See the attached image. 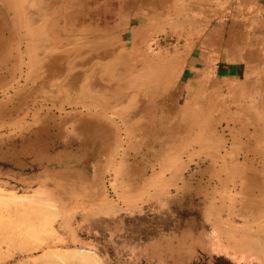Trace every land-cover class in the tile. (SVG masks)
I'll use <instances>...</instances> for the list:
<instances>
[{"label":"rangeland","instance_id":"374dc122","mask_svg":"<svg viewBox=\"0 0 264 264\" xmlns=\"http://www.w3.org/2000/svg\"><path fill=\"white\" fill-rule=\"evenodd\" d=\"M263 56L260 0H0V264H264Z\"/></svg>","mask_w":264,"mask_h":264},{"label":"bare ground","instance_id":"6f19581e","mask_svg":"<svg viewBox=\"0 0 264 264\" xmlns=\"http://www.w3.org/2000/svg\"><path fill=\"white\" fill-rule=\"evenodd\" d=\"M23 1V0H22ZM47 18V17H46ZM27 19V18H26ZM29 20V19H28ZM20 21V20H19ZM18 21V22H19ZM17 27H19V26H17ZM44 30V29H43ZM84 30V29H83ZM45 31V30H44ZM39 32V31H38ZM31 33V32H30ZM41 33H42V29H41ZM18 34V33H17ZM32 34V33H31ZM35 34V33H34ZM36 35H38V34H36ZM33 36V35H32ZM31 36V37H32ZM28 37V36H27ZM34 37H36V36H33V38ZM5 38V37H4ZM46 38H47V36H46ZM27 40V39H26ZM52 40V39H51ZM57 41V40H56ZM8 42V41H7ZM59 42V41H58ZM58 42H56V43H58ZM30 43V42H29ZM28 43V44H29ZM60 43V42H59ZM51 44V43H50ZM21 46V45H20ZM27 46H29V45H27ZM14 47V46H13ZM19 47V46H18ZM20 49V48H19ZM29 50V49H28ZM114 50V49H113ZM231 50V49H230ZM27 51V50H26ZM28 52V51H27ZM33 52V51H32ZM35 52H36V50H35ZM243 52V51H242ZM78 54V53H77ZM106 54V53H105ZM37 55V54H36ZM66 55V54H65ZM241 55V54H240ZM73 56V55H72ZM79 56V55H78ZM107 56V55H106ZM28 57V56H27ZM70 57V56H69ZM244 57V56H243ZM259 57V56H258ZM264 57V56H263ZM32 58V57H31ZM217 58V57H216ZM242 58V57H241ZM248 58V57H247ZM250 58V57H249ZM248 58V59H249ZM260 58V57H259ZM243 59V58H242ZM246 59V58H245ZM35 60V59H34ZM75 60V59H74ZM33 61V60H32ZM242 61V60H241ZM247 61V60H246ZM3 62V61H2ZM31 62V61H30ZM35 63H36V61H34ZM34 63V64H35ZM239 63H240V61H239ZM243 63V62H242ZM75 64V63H74ZM247 64V63H246ZM264 64V63H263ZM39 65V64H38ZM240 65V64H239ZM28 66V65H27ZM72 66V65H71ZM21 67V66H20ZM33 67V66H32ZM59 68V67H58ZM62 68V67H61ZM33 69V68H32ZM60 69V68H59ZM66 70V69H65ZM236 70V69H235ZM234 70V71H235ZM57 71H59V70H57ZM30 74V73H29ZM58 75V74H57ZM57 77V76H56ZM78 80H80V79H78ZM76 81V80H75ZM258 81V80H257ZM264 81V80H263ZM70 82V81H69ZM214 82V81H213ZM212 82V83H213ZM67 84V83H66ZM229 84V83H228ZM72 86H73V84H72ZM227 86H229V85H227ZM232 86V85H231ZM46 88V87H45ZM228 88V87H227ZM236 88V87H235ZM251 88V87H250ZM249 88V89H250ZM231 92V91H230ZM230 95V94H229ZM252 98V97H251ZM254 98V97H253ZM66 99V98H65ZM75 99V98H74ZM245 100V99H244ZM253 100H256V98H254ZM217 101V100H216ZM222 102V101H221ZM244 102V101H243ZM247 102V101H246ZM75 103H76V101H75ZM248 103V102H247ZM35 104V103H34ZM70 104H71V102H70ZM78 104V103H77ZM89 104V103H88ZM249 104V103H248ZM257 104V103H256ZM220 105V104H219ZM246 105V104H245ZM80 106V105H79ZM93 106V105H92ZM214 106H215V104H214ZM218 106V105H217ZM249 106V105H248ZM243 107V106H242ZM259 107H260V105H259ZM82 108V107H81ZM79 109V108H78ZM98 109V108H97ZM246 109V108H245ZM92 110V109H91ZM248 110V109H247ZM77 111V110H76ZM260 111V110H259ZM259 111H258V113H259ZM233 113V112H232ZM232 113L230 114L231 116H233L232 115ZM238 113V112H237ZM240 113V112H239ZM255 113V112H254ZM234 115H235V112L233 113ZM255 115H256V113H255ZM242 116V115H241ZM235 117V116H234ZM250 117V116H249ZM256 117H257V115H256ZM259 117V116H258ZM260 117H262V116H260ZM243 118V117H242ZM264 118V117H263ZM236 120V119H235ZM242 120V119H241ZM252 120V119H251ZM253 121V120H252ZM240 122V121H239ZM253 122H255V120L253 121ZM258 122H259V120H258ZM215 123V122H214ZM241 123V122H240ZM243 123V122H242ZM249 123V122H248ZM217 124V123H216ZM261 124V123H260ZM87 126V125H86ZM148 126V125H147ZM241 126V125H240ZM243 126V125H242ZM250 126V125H249ZM258 126V125H257ZM216 127V126H215ZM244 127V126H243ZM240 128H242V127H240ZM82 129V128H81ZM80 129V130H81ZM190 129V128H189ZM78 130V129H77ZM191 131V130H190ZM256 131V130H255ZM263 131V130H262ZM188 132V131H187ZM249 132V131H248ZM253 132V131H252ZM258 132V131H257ZM95 133V132H94ZM243 133V132H242ZM246 134V133H245ZM264 134V133H263ZM87 136V135H86ZM190 136V135H189ZM256 136V135H255ZM254 136V137H255ZM97 137V136H96ZM95 137V138H96ZM115 137H117V136H115ZM183 137V136H182ZM253 137V138H254ZM262 137V136H261ZM256 138V137H255ZM258 138V137H257ZM256 138V139H257ZM104 139V138H103ZM61 140V139H60ZM59 140V141H60ZM105 140V139H104ZM254 140V139H253ZM33 141V140H32ZM56 141H58V140H56ZM239 141V140H238ZM248 141V140H247ZM263 141V140H262ZM64 142H65V140H64ZM106 142V141H105ZM181 142V141H180ZM251 142V141H250ZM31 143V142H30ZM70 143V142H69ZM89 143H91V142H89ZM48 144V143H47ZM60 144V143H59ZM83 144H85V143H83ZM107 145V144H106ZM168 145V144H167ZM260 145V144H259ZM67 146V145H66ZM80 146V145H79ZM85 146H86V144H85ZM240 146V145H239ZM31 147V146H30ZM59 147H60V145H59ZM91 148V147H90ZM108 148V147H107ZM255 148V147H254ZM108 149H110V148H108ZM249 149V148H248ZM37 150V149H36ZM39 150V149H38ZM247 150V149H246ZM250 150V149H249ZM254 152V151H253ZM44 153V152H43ZM250 154H252L251 152H250ZM254 156V155H253ZM217 157V156H216ZM218 157H219V155H218ZM209 159V158H208ZM258 159V158H257ZM90 161H92V160H90ZM239 161V160H238ZM252 161V160H251ZM86 162V161H85ZM258 162V161H257ZM87 163V162H86ZM85 163V164H86ZM250 163V162H249ZM252 163V162H251ZM226 164V163H225ZM240 164V163H239ZM244 164V163H243ZM81 165V164H80ZM250 165V164H249ZM260 165V164H259ZM263 165V164H262ZM252 166V165H251ZM239 167V166H238ZM247 167V166H246ZM230 168V167H229ZM241 168V167H240ZM253 168V167H252ZM251 168V169H252ZM255 168V167H254ZM258 169V168H257ZM232 171V170H231ZM250 172V171H249ZM259 172H260V170H259ZM229 173H231V172H229ZM264 173V172H263ZM142 175V174H141ZM263 178V177H262ZM262 178H260V179H262ZM262 181V180H261ZM127 183H128V181H127ZM144 183H145V181H144ZM253 183V182H252ZM141 186V185H140ZM138 187V186H137ZM185 187V186H184ZM187 187V186H186ZM190 187V186H189ZM125 188H127V187H125ZM134 188V187H133ZM188 188V187H187ZM197 188V187H196ZM128 189V188H127ZM130 189V188H129ZM193 189V188H192ZM222 189V188H221ZM143 190V189H142ZM182 190V189H181ZM236 191V190H235ZM251 191V190H250ZM245 194V193H244ZM197 195V194H196ZM185 196V195H184ZM190 196V195H189ZM205 199V198H204ZM259 199V198H258ZM262 200V199H261ZM254 204V203H253ZM256 206V205H255ZM255 206H254V208H255ZM258 208V207H257ZM256 208V209H257ZM258 210V209H257ZM259 213V212H258ZM261 213V212H260ZM180 236V235H179ZM181 237V236H180ZM172 238V237H171ZM178 238V237H177ZM193 239V238H192ZM189 242V241H188ZM162 245V244H161ZM186 245V244H185Z\"/></svg>","mask_w":264,"mask_h":264},{"label":"crops","instance_id":"0c3cea01","mask_svg":"<svg viewBox=\"0 0 264 264\" xmlns=\"http://www.w3.org/2000/svg\"><path fill=\"white\" fill-rule=\"evenodd\" d=\"M79 6H80V5L74 4L70 9H72V12H76V13H77V10H78V7H79ZM6 16H7V15L4 16V14H3V17L6 18Z\"/></svg>","mask_w":264,"mask_h":264},{"label":"water","instance_id":"95a60500","mask_svg":"<svg viewBox=\"0 0 264 264\" xmlns=\"http://www.w3.org/2000/svg\"><path fill=\"white\" fill-rule=\"evenodd\" d=\"M260 1L264 3V0H260Z\"/></svg>","mask_w":264,"mask_h":264}]
</instances>
